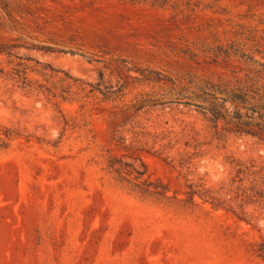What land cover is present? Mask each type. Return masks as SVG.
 I'll return each mask as SVG.
<instances>
[{"label":"rangeland","instance_id":"obj_1","mask_svg":"<svg viewBox=\"0 0 264 264\" xmlns=\"http://www.w3.org/2000/svg\"><path fill=\"white\" fill-rule=\"evenodd\" d=\"M219 78L264 87V0H0V264H264Z\"/></svg>","mask_w":264,"mask_h":264},{"label":"trees","instance_id":"obj_2","mask_svg":"<svg viewBox=\"0 0 264 264\" xmlns=\"http://www.w3.org/2000/svg\"><path fill=\"white\" fill-rule=\"evenodd\" d=\"M204 93L209 99H203L202 112L210 115V120L217 123L221 120L230 124L231 132L249 135L264 142V87L253 82L244 84L241 80L235 83L219 78L216 82L206 81ZM12 138L8 130L0 128V147H6ZM140 178L145 171L134 168ZM144 183V182H143ZM147 190V189H146Z\"/></svg>","mask_w":264,"mask_h":264}]
</instances>
